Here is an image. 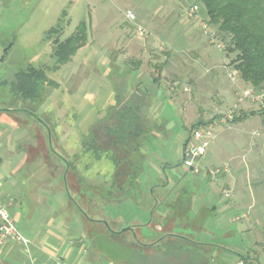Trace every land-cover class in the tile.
I'll use <instances>...</instances> for the list:
<instances>
[{
  "label": "rangeland",
  "instance_id": "1",
  "mask_svg": "<svg viewBox=\"0 0 264 264\" xmlns=\"http://www.w3.org/2000/svg\"><path fill=\"white\" fill-rule=\"evenodd\" d=\"M64 1L52 0L51 16L49 14L45 24L34 30L38 32L51 26L57 17V9ZM97 1L88 0L80 9L81 12L75 10L69 15L71 25L67 30L68 34L83 16L86 20L89 15L91 16V25H89V21L87 23L90 42L80 53L78 51L79 54L74 56L71 62L61 68L58 72H61L59 75H52L57 83L56 87L46 86L47 93L44 91L41 98L37 94L35 100L39 96L42 103L47 101L44 110L36 105V101L25 100L12 92L9 85L0 84V104L22 105L19 107L21 110H27V108L34 110L36 114L22 115V117L28 119L29 122H33L32 119L35 118L40 122L39 124L34 120L40 126L41 131L46 129L45 123L40 119L42 117L52 128L46 144V161L52 172L56 174L63 167L65 173L67 168L65 159L72 166L75 181L68 182L66 180L62 184L61 190L69 201V207L79 208V212L85 215V224L83 225L85 245H90L89 252L85 255V261L92 262V264H186V261H193V254L188 251L184 252L186 245H192L193 242H206L222 245L231 251L223 252L215 245L204 248V259L219 256L214 262L212 261V264H236L243 256L260 257L262 252L263 256L259 259V264H264V206H257V215L254 211H251L250 214L246 213L244 208H242L244 210L234 208L232 213L225 215L218 213L217 216L223 215L222 220L230 225L239 226L241 231L248 232V235L240 233L223 236L222 234L227 229L225 226H218L214 230L209 226V220L207 221L213 217V214L207 209L210 203L206 200L203 192L208 187L211 191V200L214 203H222L223 206L230 204L234 207L237 197L242 196L241 188L239 189L240 175H244L246 180L258 176L260 180L257 196L260 201L264 202V187L261 186V182L264 180V115L258 114L257 117H252L244 125L228 126L232 123L230 120L238 115L239 103H245L244 110L247 112L261 111L249 100L238 102L237 99V103L234 104L236 99L233 92L229 90L222 93L219 90L216 91L214 85L207 83V86L200 87L201 92H193V97L190 98L188 85L185 88L182 87V77H177L174 80L168 79L169 84L166 85L168 92L161 99V105L154 113L157 119L152 117L153 119L148 123L150 129H147L148 133L144 134L145 137L141 140L140 154L143 156L140 157L138 168L140 171H145L137 173L138 177L135 182L139 180V184H134L129 192H123L117 197L107 196L106 192L111 187L114 165L107 158L94 160L92 156L88 157L84 153L87 146L81 147V144L89 145L90 140L85 139V134H88L98 119L106 115L110 104H106L109 99V85L103 71L107 66L112 67V49L124 53L126 51L124 49L127 48L121 46L116 40L128 38L143 43L142 48H147L145 51L149 55L148 59L154 65L161 63L160 61L154 62L155 60L164 59L167 54L173 52L172 49H169L170 45L167 40H176L174 47L177 52L173 53L183 56L184 53L181 50L188 51L186 48H189V43L187 40H181L179 36H185V31L193 30L198 38V44L191 47L190 50L200 56H207L208 52L214 61L202 66L196 63L202 74L207 67L210 68L215 63L220 64L224 61H228L227 65L230 69L234 68L231 61L235 54L227 52L228 39L218 32L215 24L209 23L208 27L217 36V40L224 44L223 49L218 48L214 43L208 44L210 38L202 33L203 29L198 28L197 24L183 21L185 13L187 14L188 9L194 3L199 5L201 11L203 7L199 0H106L104 2L99 0L101 2L99 4ZM160 5L162 8L158 10ZM128 9L133 11L134 20L127 17ZM82 13H84L83 16H81ZM73 22L74 24H72ZM199 27L201 26L199 25ZM138 28L142 29V33ZM111 32L113 39L110 41ZM151 39L154 40V43L149 44ZM207 39L209 40L207 41ZM112 41H114L113 44ZM48 45L52 50L53 45L51 43ZM27 46L29 47L27 48ZM40 48V46L20 43L19 40H16V43L8 50L6 57L3 60L0 59V81L10 79L16 70H19L25 62L28 63L30 54L40 52ZM221 52L226 53L227 58L226 55L222 56ZM42 56L45 57L46 54ZM47 59L48 65L54 64L53 57L48 55ZM192 64L194 67L195 64ZM64 68L66 69L63 70ZM153 68L157 67L153 66ZM44 69L46 68L44 67ZM227 71L228 74L231 72ZM89 89L93 90L92 97L89 95L85 97V94L82 93ZM242 89L246 88L243 86ZM242 89L237 91L239 96ZM82 99L85 100L83 111L79 112L77 115L79 117H76L75 114L72 119L73 113H76V105L80 104ZM251 104L254 106L252 107ZM66 112L70 118L69 122L65 119ZM82 114L83 117H81ZM223 114L225 115L223 116ZM110 115H112V111ZM209 115L216 120L213 127L209 130L205 129L203 124L197 127L203 132V140L208 142L207 151L198 159L196 171H191L182 165L181 143L184 138L188 137L191 124ZM81 118L84 119L83 123H78ZM158 126L160 127L157 130ZM0 127L5 129L7 137L14 133V130L17 131L15 127L2 123H0ZM16 127L24 129V131L29 130L25 124ZM72 130L74 132L77 130V134L80 136L78 137V149L76 148V139L73 136H66ZM82 132L85 134L82 135ZM18 142H22V140H18ZM29 143L32 144V142ZM222 152H229L230 158L232 157L230 161H237L235 168L233 166L231 168L228 162L223 163L227 155ZM105 154L102 153V156ZM32 155L30 156L33 157ZM132 159L135 164V158L130 156L131 161ZM159 164H161V169ZM155 166V172L161 171L162 176L160 175L159 178H164L163 182L166 184L164 187L168 189L157 190V202L163 200L174 202L178 199L176 206L179 205L178 210L175 211L178 213L177 221L172 223L174 225L169 226L164 233L186 237V239H174L168 236L158 247L151 246L150 243L160 239L163 236V230L145 225L152 216L151 209L149 210V206L145 204L144 200L140 201L138 198L140 193L144 196L146 193L148 201L151 200L146 187L158 179L153 171ZM162 166H166L163 171ZM210 166H222V168L227 166V171L224 170L215 179H211L205 173L206 167ZM198 169L200 172H197ZM165 179H168L169 182ZM172 181L176 182L175 185L170 184ZM226 190L230 192L229 197L224 195ZM198 208H201V212L196 214ZM64 212L69 213L68 210L62 211V213ZM155 216L153 223L157 222V226L159 219ZM105 222L114 233L124 234H112ZM160 224H163V221ZM129 225H139L140 227L135 228L134 232H131L130 229L119 232ZM250 236L253 239H250ZM135 240L146 246L137 247ZM179 246H182L183 249L180 250ZM192 247L195 246L192 245ZM90 254L97 257V260L90 261ZM246 262L243 261L242 264H247ZM193 264L195 263L193 262Z\"/></svg>",
  "mask_w": 264,
  "mask_h": 264
},
{
  "label": "crops",
  "instance_id": "2",
  "mask_svg": "<svg viewBox=\"0 0 264 264\" xmlns=\"http://www.w3.org/2000/svg\"><path fill=\"white\" fill-rule=\"evenodd\" d=\"M86 1L88 2V0H65L61 6L58 4L60 8L57 9V17L53 24H51V26H49L47 29H42L41 31L37 32L34 29L43 26L46 20H48V15L50 14L51 16L52 0H0V59L3 60L6 57L8 50L14 43H16V40H19L20 43H27L41 47L40 52L30 54L28 63L25 62L19 70H16L11 75L10 79H3L0 81V84H6L10 87L15 75L18 72L24 71L30 67L42 69L48 78L54 81L52 75H59L61 72H58L61 70V68L67 63L71 62L74 56L76 57L81 52V50L86 48L90 42V36H88L87 30L86 44L77 49L69 62L61 65L60 68L55 71L52 68L53 63L48 65L47 62L48 55L54 59V56L52 55L53 49L51 50L48 45L49 43L53 45L52 39H48L47 34L58 24H61L60 26L63 27L62 32L59 34L61 40L66 39L67 37L76 33V30L80 25H85L86 28H88L87 23L89 21V25H91V16L89 15L88 19L86 20L83 16L84 13H82V19L73 26L74 28L69 34L67 32L71 25V18L69 15L75 10L81 12L80 9H82ZM100 1L104 2L106 0ZM100 1L98 0L97 4L101 3ZM70 5L71 8H69ZM160 8H162L161 5L158 7V10ZM202 9L200 11V15L202 19L207 21L205 10L204 8ZM183 18L184 22H193L197 24V27L202 30L198 23L188 16V12L187 14L185 13ZM72 24H74V22ZM110 35L111 41L113 39L112 32ZM183 36L184 35H181L179 38H181V40L188 41L189 48H186L188 51L184 52L181 50L184 53L183 56L175 54L177 52V49L174 47L176 46V40H167L170 45L169 49H172V51L175 53L172 52L167 54V57H164V59L160 58L155 60L154 62L160 61L161 63H156L154 65L150 63L148 59L149 55L145 51L147 48H142L143 43L139 41H133V39L128 38L125 40H116V42L121 44V46L127 47L124 49L126 51L123 53L122 51H114L112 49V67L107 66L103 71V74L108 80L109 85V99L106 104L110 103L108 106L112 104V109L114 110L120 106L119 104H128L132 106L136 110L140 119L143 121L144 125H146L144 127V132L139 138V148L133 153L132 156L135 158V166L139 173L141 171H145H140L138 168L140 157L143 156V154H140V147L142 145L141 140L144 139V134L148 133L147 129H150L148 126L149 121L153 118L157 119L154 113H156L155 111L160 107L162 102L161 99L164 98L168 92L166 88V85L169 84V82H167L168 79L174 80L177 77H182V87L185 88V86L188 85L190 98L193 97V92H201L202 90H200V87L202 88L203 86H207V83H211L216 87V91L219 90L223 93L229 90L233 92L234 98L236 99L234 104L237 103V99L239 98V92L237 91L241 90L243 86L245 88L251 87L250 84L242 81L239 78L237 72H235V68L230 69L228 67V61H224L220 64L215 63V65L210 66V68L207 67L204 71V74H202L198 69L200 68L199 66L214 61H212L213 59H211L208 52L207 56H200L196 54L195 51L190 50L191 47L193 48L196 44H198V38L195 36V32L193 30L185 31V36ZM208 40L209 39H207V41ZM113 43L114 41H112V44ZM152 43H154V40L151 39L149 44ZM208 44L212 45L210 40L208 41ZM28 47L29 46H27V48ZM43 54H46V56L43 57ZM221 54L222 56L226 55V53L222 52ZM225 57L227 58V55ZM192 63L195 64L194 67ZM196 63H198L199 66ZM153 66H156L157 68L154 69ZM44 67L46 69H44ZM226 70L235 72L233 79L229 78L228 71L226 72ZM49 87H52V85L49 84ZM46 88H44V90H38L40 98L42 97V94ZM10 90L12 91L11 87ZM92 91V89L85 90L82 94H85V97L86 95L92 97ZM45 92L47 93V91ZM20 97L23 98L22 96ZM32 101H36V105L41 109L43 108V110L47 105V101L46 103H42V101L39 99V96L37 100ZM81 101L82 102H80V104L76 105V113H73V116L71 117L72 119L75 114L76 117H79L77 115L79 112L83 111V103H85V100L82 99ZM239 104L240 107L238 110V115H240L241 112H247L244 110V107H246L245 103ZM253 106L254 105H252V107ZM19 107H22V105L12 106L5 103L0 104V123L15 127V129H17V131L14 130V133H11V135L7 137L5 129L0 127V201L4 204H7L8 212L11 218L13 219L19 232L28 239V244L24 245L21 242L14 241L5 242L2 244L0 243V264H92V262L85 261V255H87L89 252L90 246L85 245V233L83 230V225L85 224V215L82 212H79V208L74 209L73 207H69V201L63 194V190H61L63 187L62 184L64 182L63 175L65 169L62 167L59 172L54 174L46 161V144L48 139L47 130L42 129L41 131L40 126L37 125L35 121L39 124L40 122L34 117V119H32L34 123L29 122L28 119H24L22 117V115H30L29 112L36 114L34 110L27 108V111L29 112H26L21 110ZM67 112L65 114V119L67 122H69L70 118ZM44 114H46L45 111ZM211 115L202 118V120H196L193 123L201 121L202 123H205L203 124L205 129L209 130V128L213 127L214 121H216L215 118H211ZM224 115L225 114H223V116ZM256 115L249 116L240 122H232L228 126H237L239 124L244 125L245 122H249L252 117H257ZM81 117H83V114ZM40 119L48 126L49 129H52L49 127V124L46 120L42 119V117ZM83 121L84 119L81 118V121H78V123H83ZM59 122L61 123L60 120ZM20 124H25L29 130L24 131V129L17 128L16 126H19ZM159 127L160 126L157 127V130ZM84 134L85 133L82 132V135ZM66 136H73L74 139H76V148L78 149V137L80 136L77 134V130L76 132L72 130V132L67 133ZM186 139L187 137L182 140L181 152ZM18 140H22V142H18ZM29 142H32V144ZM30 153L33 154V157L30 156ZM224 154L227 156L226 160H224L225 162L223 163L228 162L230 167L233 166L235 168L237 161H230L232 157L230 158L229 152ZM85 155L90 157L89 154ZM132 162H134L133 159ZM159 165L161 169V164ZM165 167L162 166V171ZM210 167H206L205 173ZM196 168L197 167L195 165V167L192 169L196 171ZM155 169L156 166L153 169L154 172ZM190 169L191 168H189V170ZM197 172H200V169H198ZM155 175L158 179L149 183L151 185L146 187L149 193L153 188V196H151V193L149 194L151 196V200H149L150 202L147 199L148 196L146 193L145 196L141 195L138 198L140 201L144 200L145 204L149 206V210L153 205L157 206L156 210L151 213H154L153 215H156L155 217L159 219V221L168 215L175 216L178 219V213L175 212L178 210L177 207H179V205L176 206V204H178V199H176L174 202L168 200L157 202V190L160 188L164 191L168 189H165L166 187H164L166 185L165 182H163L164 178H159L160 175L162 176L161 171L155 172ZM165 180L168 181V179ZM239 180H241L239 189L241 188L242 196L239 195L237 197L234 207L230 204L223 206L222 203H214L211 200V191L208 187L207 190L203 192L206 200L210 203V205L207 206V209L213 214L211 219H207V221L209 220V226H211V228L214 230L218 228V226H225L227 229L224 231V234H222L223 236L237 235L240 233H247L248 235V232H242L239 226H233L225 222L222 220L223 215L217 216L218 213L225 215L232 213L234 208H237V210L245 209L246 213L249 212V214L251 211H254L255 215H257V206H264V202L260 201L257 196V188L259 187L258 182L260 180L258 176H253L251 180H246L244 175H240ZM175 181L170 182V184L173 183V185H175ZM261 186L264 187V180L261 182ZM10 199H12L13 202L12 204L8 205ZM159 207L160 210H158ZM66 210H68L69 213H62V211ZM200 212L201 208H198L195 213L199 214ZM157 228L159 229L160 227ZM132 229L134 230V228ZM250 239H253V237L250 236ZM217 246L224 248L221 249L223 252H231L222 245ZM190 248L193 247L191 246ZM262 256L263 252L260 257L258 256L253 258H255L259 264V259ZM218 257L219 256H216V258ZM90 258V261L97 260V257L93 256L92 254H90ZM242 262L243 260L241 259L238 260L236 264H242Z\"/></svg>",
  "mask_w": 264,
  "mask_h": 264
},
{
  "label": "trees",
  "instance_id": "3",
  "mask_svg": "<svg viewBox=\"0 0 264 264\" xmlns=\"http://www.w3.org/2000/svg\"><path fill=\"white\" fill-rule=\"evenodd\" d=\"M199 1L205 10L208 23L215 24L218 32L228 39L227 52L235 54L231 63L234 65L235 72H237L239 78L256 89L264 88V0ZM60 25L58 24L52 28L47 34V38L52 39L53 43L52 55L54 56V65L52 68L55 71L61 65L69 62L77 49L84 46L87 40V28L85 25H80L76 33L61 40L59 34L62 32L63 27ZM49 84L56 87L57 83L50 80L42 69L30 67L18 72L10 87L14 93L23 98L35 100L38 90H44L45 86H49ZM119 105L115 110L112 109V104L108 106L106 115L98 119L88 134H85V139L87 141L90 140L89 145L81 144V147L87 146L84 149V153H88L93 159L100 160L106 157L113 162L115 171L111 177V187L106 192L108 197H117L123 192H129L134 184L138 185V180L135 182L136 177H138V171L134 162L130 160V156H133V153L138 150L140 145L139 138L144 132L145 127L132 106L128 104ZM111 111L112 115H110ZM256 114L263 115L264 110L260 112L251 111L249 113L241 112L240 115L233 117L230 121L233 123L240 122ZM202 124L205 123L200 121L191 125L184 145L191 138L193 131ZM102 153L108 155L102 156ZM66 180L68 182L75 181L70 163L66 173ZM150 193L153 196V188ZM139 196H141V193ZM156 208L157 206L153 205L151 212H154ZM153 214H151L149 222L145 225L160 227L159 229L163 230V236L155 242L150 243L151 246L158 247L168 236L174 239H186V237L179 235L164 233L177 220L175 216L168 215L160 221L158 220L159 222L156 226L157 222L153 223ZM161 221H163V224H160ZM129 227L135 229L140 226L129 225ZM112 234L123 235L124 233L112 232ZM135 243L137 247L146 246L144 243H140V241L135 240ZM192 245L195 247L190 248ZM192 245H189L190 247L186 245L184 248V252L188 251L193 254V261H186V264H193V262L195 264H212V261L214 262L216 257L204 259L205 252L203 250L206 247L214 246V244L193 242ZM178 248L180 250L183 249L182 246ZM220 249L224 248L221 247ZM241 259L247 261V264H258L257 260L253 257L243 256Z\"/></svg>",
  "mask_w": 264,
  "mask_h": 264
},
{
  "label": "built area",
  "instance_id": "4",
  "mask_svg": "<svg viewBox=\"0 0 264 264\" xmlns=\"http://www.w3.org/2000/svg\"><path fill=\"white\" fill-rule=\"evenodd\" d=\"M127 17L130 20L135 19V15L131 11L126 12ZM188 16L196 21L201 28L203 33L210 38V42L217 45L218 48L223 49L224 44L217 40V36L209 30L208 22L202 19L200 15V8L197 3H194L188 10ZM139 32L142 33V29L138 28ZM234 71H231L228 76L230 79L234 77ZM249 100L255 104L259 110H264V88L256 89L249 87L242 89L241 95L238 98V102ZM264 115V114H263ZM208 142L203 140V132L200 129H195L192 133L191 138L185 143L182 149L183 162L182 165L185 168H194L198 159L202 157L207 151ZM227 171V166L223 167H210L206 170V174L209 178L215 179L217 175L221 174L222 171ZM225 197L230 196V192L224 191ZM13 200L10 199L8 205L12 204ZM9 241L21 242L24 245L28 244V239L24 237L17 229L13 219L8 212L7 204L0 201V243Z\"/></svg>",
  "mask_w": 264,
  "mask_h": 264
},
{
  "label": "water",
  "instance_id": "5",
  "mask_svg": "<svg viewBox=\"0 0 264 264\" xmlns=\"http://www.w3.org/2000/svg\"><path fill=\"white\" fill-rule=\"evenodd\" d=\"M24 111H26V112H29V111H27V110H24ZM30 114H34V113H32V112H29ZM45 128H46V130H47V133H48V137L50 138V129L48 128V126L45 124ZM65 161V164H66V166H67V168H66V171H65V173H64V182H66V173H67V171H68V169H69V163H68V161L65 159L64 160ZM191 171L193 170L192 168L190 169ZM105 225L107 226V228L109 229V231H111V232H113L112 230H110V227L108 226V224L105 222ZM128 229H130L131 230V232H134L133 231V229L132 228H129V227H126V228H124V229H122L121 231H119V232H124V231H126V230H128ZM135 235V234H134Z\"/></svg>",
  "mask_w": 264,
  "mask_h": 264
}]
</instances>
